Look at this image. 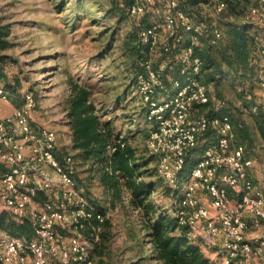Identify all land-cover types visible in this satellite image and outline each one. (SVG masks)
<instances>
[{"label": "built area", "instance_id": "built-area-1", "mask_svg": "<svg viewBox=\"0 0 264 264\" xmlns=\"http://www.w3.org/2000/svg\"><path fill=\"white\" fill-rule=\"evenodd\" d=\"M259 1L264 8V0ZM212 2L214 14L226 9L225 1ZM153 6L154 0H132L129 14L141 18ZM161 17L162 24L141 32V44L150 55L159 50L169 59L183 41L182 30L194 35L176 56L183 68L171 88L164 85L161 73L168 59L157 70L150 59L145 60L144 72L137 77V92L150 126L148 155L158 162L167 187L181 190L174 214L180 226L188 228L189 240L194 237L218 251L222 264L264 260V185L253 179L254 162L245 146L233 145L229 116H196L198 107L212 100L209 87L197 77L202 61L194 49L203 27L191 22L177 0H168ZM215 36L222 34L215 30ZM259 83L264 92V70ZM0 96L6 100L4 89ZM34 108V96L27 92L14 118L0 119V206L14 223L26 220L34 228L30 241L0 235V263L29 264L25 256H31V264H92L91 243L78 231L89 206L76 186L72 156H64L61 162L56 132L31 126ZM259 109L264 112V93L261 106L253 111L258 114ZM201 143L204 147L184 178L187 160Z\"/></svg>", "mask_w": 264, "mask_h": 264}, {"label": "rangeland", "instance_id": "rangeland-1", "mask_svg": "<svg viewBox=\"0 0 264 264\" xmlns=\"http://www.w3.org/2000/svg\"><path fill=\"white\" fill-rule=\"evenodd\" d=\"M124 1L0 0V39L9 45L0 49L3 75L0 89L7 93L6 100L0 96V119H13L24 95L31 92L35 101V108L30 113L31 126L55 131L62 152L74 156L64 110L70 83L77 82L93 92L92 101L101 121L112 122L125 136L133 135L138 153L149 157L147 137L150 126L134 80V72L138 70L135 67H140L141 60L130 52L134 43L129 39L134 31L138 32L139 38L144 28L162 24L161 14L168 0H154L152 9L141 18L130 16L124 8ZM244 2L245 11L238 18L231 17L228 12L214 14L212 0H200L196 7L185 6L195 23L203 21L206 28L215 29L224 37L229 28L243 25L244 21L262 20L260 25L250 29L255 43L249 65L254 68L252 80L237 79L218 87L209 84L215 105L196 115L202 116L213 108L216 114L229 116L235 136L233 145L247 147L255 165L253 179L259 182L260 178L264 182V141L255 128V119L264 112L261 109L258 114L253 111L255 106H261L264 93L259 83V75L264 70V8L259 0ZM164 35L163 32V40ZM199 46L203 48V45ZM148 59L158 69L168 58L158 50L153 55L149 53ZM172 61L177 60L172 56ZM216 104L218 108L215 110ZM245 129L249 131V138L244 135ZM202 147L203 143L199 145V152ZM153 167L156 168V178L162 179L156 160ZM75 168L76 184L84 199L89 204V200H97L106 209V220L110 224L108 230L103 228L100 231V234L105 233L104 241L100 235L94 240V243L102 244L103 256L95 255L92 264H156L147 259L150 251L144 244L138 215L128 207L111 208L88 167L76 161ZM162 182L164 188H159L152 199L162 210L175 216V196L165 194L167 185ZM3 213L0 206V215ZM0 235L10 234L0 229ZM191 240L196 239L192 237ZM201 246L205 256L222 264L218 251L209 249L204 242ZM24 254L28 255L27 252ZM25 257L31 264L32 257ZM248 264H264V260L256 259Z\"/></svg>", "mask_w": 264, "mask_h": 264}, {"label": "trees", "instance_id": "trees-1", "mask_svg": "<svg viewBox=\"0 0 264 264\" xmlns=\"http://www.w3.org/2000/svg\"><path fill=\"white\" fill-rule=\"evenodd\" d=\"M222 1H225L227 6L220 15L228 12L231 17L238 18L245 11L244 0ZM177 2L180 9L189 16L191 22L195 23L192 16L185 10V6L196 7L200 0H177ZM185 3L187 4L185 5ZM124 4V8L129 14L132 0H125ZM195 24L202 26L204 30L200 36H196L197 45L194 49L195 57L202 61V67L197 77L203 84L206 86L213 84L218 87L223 83L235 82L237 79L252 80L254 68L249 66L252 48L255 47L254 36L250 32L252 24L244 21L243 25L229 28L226 37L221 33V38H216L215 29L206 28L203 21ZM137 34L138 32L134 31L129 39L134 43L130 52L136 56L138 61L141 60L140 67H135V69L138 68L134 72L135 85L137 77L144 72L143 63L148 59L149 54L141 44V33L139 38H137ZM180 34L183 41L169 56V65L162 73V80L167 88H171L173 82L181 78L183 68L179 61L170 62V57L173 56L177 60L178 53L189 44V38L194 35L183 30ZM199 44L203 45V48H200ZM8 47L9 45L0 39V49ZM154 69L157 70L156 67ZM240 72L242 74L238 76ZM1 77L3 75L0 70ZM211 89L213 88L211 87ZM92 97L93 92L88 87L77 82L70 83L64 116L66 126L70 131V147L74 152V156L71 155L74 167L76 161L82 166L88 167L92 177L97 178L111 208L128 207L138 215V225L144 233V244L150 251L148 260L154 261L156 264H216L205 256L201 246L202 241L199 239L189 240L188 228L180 226L176 216L169 215L152 199L153 194L159 188H164L162 182L164 180L156 178V168L153 167L156 159L152 156H141L138 153V149L133 143L135 140L133 135L125 136L115 129L112 122H102ZM211 99L208 105L198 107L197 112H204L205 109L213 107L215 103L212 97ZM216 106L215 110L218 108ZM213 111V108L209 109L203 115L216 114ZM255 128L259 138L264 141V115L255 119ZM243 132L245 137L249 138L248 129ZM197 153H199L198 149L193 150L192 156ZM66 155L61 149L58 154L59 160L62 162ZM193 165L194 159L188 158L184 178H188ZM165 189L166 195L172 193L175 196L174 201L180 198V189L176 191L168 187ZM89 202L91 204L88 203V217L80 221L78 231L93 244L99 235L104 241L105 233L100 234V231L103 228L104 231L106 228L108 230L110 224L106 220V209L97 200H89ZM0 229L26 241L34 238V228L29 221L25 220L21 224H16L7 213L0 215ZM100 246L102 244L96 242L91 248L90 259L92 261L95 255L99 258L103 256V249H100Z\"/></svg>", "mask_w": 264, "mask_h": 264}, {"label": "crops", "instance_id": "crops-1", "mask_svg": "<svg viewBox=\"0 0 264 264\" xmlns=\"http://www.w3.org/2000/svg\"><path fill=\"white\" fill-rule=\"evenodd\" d=\"M68 128V127H67ZM69 143H71V139H70V131H69ZM62 146V145H61ZM259 181H260V183L262 184V185H264V182H263V180H260V178H259Z\"/></svg>", "mask_w": 264, "mask_h": 264}]
</instances>
